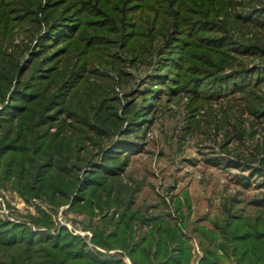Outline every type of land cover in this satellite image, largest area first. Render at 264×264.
I'll list each match as a JSON object with an SVG mask.
<instances>
[{"label": "rangeland", "instance_id": "obj_1", "mask_svg": "<svg viewBox=\"0 0 264 264\" xmlns=\"http://www.w3.org/2000/svg\"><path fill=\"white\" fill-rule=\"evenodd\" d=\"M115 5L123 14H112ZM262 8L264 0H0V113L18 117L31 95H48L57 127L40 109L46 122L29 135L73 122L78 132L69 127L72 135L55 144L67 150L73 141L79 183L96 164H123L120 182L134 208L177 222L181 205L187 236L229 215L264 221ZM218 79L225 94L215 91ZM21 119L4 127L18 133L28 123ZM87 120L91 128L80 125ZM16 181L0 174L1 219L66 228L102 257L121 254L92 240L115 207L92 216L23 195ZM220 254L224 264L237 262L230 250Z\"/></svg>", "mask_w": 264, "mask_h": 264}, {"label": "trees", "instance_id": "obj_2", "mask_svg": "<svg viewBox=\"0 0 264 264\" xmlns=\"http://www.w3.org/2000/svg\"><path fill=\"white\" fill-rule=\"evenodd\" d=\"M110 10L112 14L113 11L120 14L124 12L119 5ZM261 12L260 17L264 16L263 8ZM70 18H60L61 21L58 20L60 22L54 23L51 28H55L57 24L60 26L62 21ZM175 44L176 41L173 45ZM57 69L50 67V71L60 77L59 72L55 73ZM71 72L63 79V83ZM78 80L70 86L76 85ZM6 84L1 88L4 89ZM215 84L216 92H228V84L223 85L220 79ZM31 96L30 103L22 106L24 109L20 116L16 117L7 108L0 113V174L3 180H17L15 188L23 195L43 196L49 202L57 204L67 201L71 209L77 208L92 216L97 211L103 212L106 208L115 207L112 215L105 214L101 223L93 228L92 240L105 249H121L132 264H193L191 239L194 236L190 237L185 233L189 223L183 215L181 205L176 209L180 219L177 222L164 214L146 215L142 210L134 208V198L126 193L127 186L120 182L123 164H96L79 183L76 171L78 165H75L72 157L74 148L70 147L73 141L68 142L67 150L65 146L63 148L55 144L64 138L63 134L72 135L70 128L78 132L75 124L64 122L59 125L63 129L55 134L44 129L41 133L32 131L33 134L29 135L30 130H37L46 122L38 119V114H43L40 109L47 112L50 125L57 124L56 121L60 120L55 113L48 115L55 107L48 95L40 93ZM70 109L73 111L71 107ZM261 114L264 116V107ZM71 116L75 117L73 114ZM19 118L26 119L28 123L18 133H14L13 128L7 130L4 127L7 122H15ZM40 120L41 124L36 122ZM92 124L90 120L80 121L83 128H91ZM25 130L28 133L25 134ZM119 149L118 146L117 150ZM107 152H110L109 156L112 158L111 151ZM102 173L104 176L100 175ZM118 211L119 216H116ZM41 221L36 220V224H41ZM52 223V219L45 216L44 224L49 226ZM216 225L213 229L197 227L194 230L195 233H200L198 238L194 237L202 249L199 264H224L220 253L229 250L236 256L237 264H264L263 219L251 222L241 216L229 215L224 225ZM120 255L102 257V254L92 251L84 239L73 235L66 228L51 233L32 230L24 224L10 223L0 218V264H127Z\"/></svg>", "mask_w": 264, "mask_h": 264}, {"label": "crops", "instance_id": "obj_3", "mask_svg": "<svg viewBox=\"0 0 264 264\" xmlns=\"http://www.w3.org/2000/svg\"><path fill=\"white\" fill-rule=\"evenodd\" d=\"M192 250H193V264H199V260L202 257V249L200 243L198 242L197 238L191 239ZM120 257L127 263L132 264L130 258L125 254V256L120 255ZM237 264V262L235 263Z\"/></svg>", "mask_w": 264, "mask_h": 264}, {"label": "built area", "instance_id": "obj_4", "mask_svg": "<svg viewBox=\"0 0 264 264\" xmlns=\"http://www.w3.org/2000/svg\"><path fill=\"white\" fill-rule=\"evenodd\" d=\"M113 253H121L123 256H125V253L122 252L121 250H116V251H114Z\"/></svg>", "mask_w": 264, "mask_h": 264}]
</instances>
